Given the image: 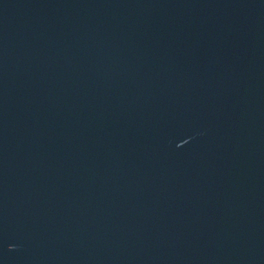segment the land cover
I'll return each instance as SVG.
<instances>
[{
    "label": "water",
    "instance_id": "1",
    "mask_svg": "<svg viewBox=\"0 0 264 264\" xmlns=\"http://www.w3.org/2000/svg\"><path fill=\"white\" fill-rule=\"evenodd\" d=\"M0 264H264V0H0Z\"/></svg>",
    "mask_w": 264,
    "mask_h": 264
}]
</instances>
